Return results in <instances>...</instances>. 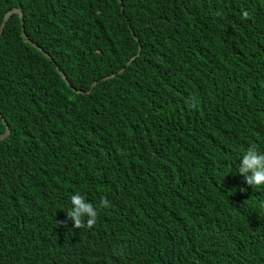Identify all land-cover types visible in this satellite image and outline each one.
I'll list each match as a JSON object with an SVG mask.
<instances>
[{
    "label": "trees",
    "instance_id": "trees-1",
    "mask_svg": "<svg viewBox=\"0 0 264 264\" xmlns=\"http://www.w3.org/2000/svg\"><path fill=\"white\" fill-rule=\"evenodd\" d=\"M14 7L0 264H264V187L239 173L264 152V0H0V25ZM76 192L111 203L91 229Z\"/></svg>",
    "mask_w": 264,
    "mask_h": 264
},
{
    "label": "clouds",
    "instance_id": "clouds-1",
    "mask_svg": "<svg viewBox=\"0 0 264 264\" xmlns=\"http://www.w3.org/2000/svg\"><path fill=\"white\" fill-rule=\"evenodd\" d=\"M244 15L247 16V13ZM239 173L244 176V182L247 185L253 188L264 187V152H260L255 144L249 146L242 155ZM241 191H246V189L242 188ZM70 203L71 208L66 215L76 229L93 228L98 220L99 209L111 207L110 201L105 196L100 198L99 205L96 207L80 192L70 196ZM63 224L64 222H60L57 226Z\"/></svg>",
    "mask_w": 264,
    "mask_h": 264
},
{
    "label": "water",
    "instance_id": "water-1",
    "mask_svg": "<svg viewBox=\"0 0 264 264\" xmlns=\"http://www.w3.org/2000/svg\"><path fill=\"white\" fill-rule=\"evenodd\" d=\"M119 1H121V0H119ZM12 13H18L19 17L21 18V23H22V12H21V10H20L19 8L14 7V8L10 9L9 11H7V12L5 13V15H4V17H3V20H2V22H1V25H0V34H1V31H2V28H3V26H4V23H5L6 19H7ZM21 29H22V35H23L24 39H25L28 43L32 44L33 46H35L36 48H38L39 50H41V48H40L39 46H37L34 42H32V41L27 37L26 33L23 31V27H22ZM139 50H140V46H139L138 52H139ZM43 53H44L47 57H50L46 52L43 51ZM128 62H129V61H128ZM128 62H127V63H128ZM57 69H58V68H57ZM121 70H122V68H121L120 70H118V72H120ZM58 72H59V74L61 75V77H62L63 79H65V75H64V73H63L60 69H58ZM112 76H113V74L108 75V76H106V77H104V78L107 79V78L112 77ZM66 82L68 83V81H66ZM95 83H96V81H94V82L92 83L91 86H93V84H95ZM72 89H73V90H76V89H74L73 87H72ZM76 91H77V92H80V93L83 92V91H81V90H76ZM89 91H90V90H88L87 92H89ZM0 116H1V114H0ZM4 123H5V128H6V129H5V132H4V133H1V134H0V138L5 137V136L9 133L8 125H7L6 122H4Z\"/></svg>",
    "mask_w": 264,
    "mask_h": 264
}]
</instances>
